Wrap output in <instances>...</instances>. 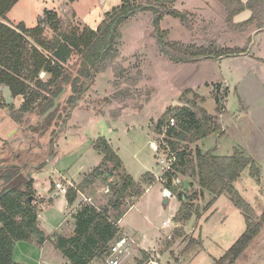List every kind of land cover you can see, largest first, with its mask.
Masks as SVG:
<instances>
[{"label":"rangeland","instance_id":"obj_1","mask_svg":"<svg viewBox=\"0 0 264 264\" xmlns=\"http://www.w3.org/2000/svg\"><path fill=\"white\" fill-rule=\"evenodd\" d=\"M81 1L85 3L84 1L88 0ZM147 1L137 0V3L147 7L154 6L165 14L159 23V30L164 36L166 45L179 44L183 47L195 45L207 49L214 47L217 50L247 48V52L252 49V56L264 59V31H262L264 30V0H259L260 4L256 11L246 8L236 15L234 19L245 11L252 12L248 21L238 24H235L234 19L233 21L230 19L231 9L221 0H173V3L165 4L149 0L152 5H147L149 2ZM241 1L247 7L251 0L247 3ZM114 7L116 6L112 8ZM78 9L80 16H83L88 8L79 5ZM171 10L185 13L188 21L183 22L173 18L167 13ZM46 11L57 13L61 32L82 31L86 26L93 27L95 30L100 22L97 20L99 16L91 18L92 20L88 19V23L84 20L85 18H77L76 12L66 0H21L8 17L10 23L15 24V28L19 22H23L28 29H32L39 25L40 19L47 21ZM104 12L106 11H103V14ZM156 18L157 15L154 12L143 8L138 9L128 19L120 30L121 40L117 46V57L107 63L104 71L94 76L74 111H72L73 105L67 103L71 88L66 87V95L60 100L56 109L64 113L61 117L70 112L65 128H63L65 123L63 124L62 118H59V112L53 118L51 125L46 126L44 121L49 116L44 118L45 114L41 115L38 111L22 113L20 108L24 99L18 97L8 105L0 88V161L3 160L4 165L18 164L21 162L20 159L17 160L18 154L23 159V165L26 164L24 167L34 166L38 169L37 166L45 162V167L35 171L37 183L34 185V197H37L36 190L45 197L49 194L51 197L49 189L60 177V173H66V176L77 181L85 172L102 165L103 154L94 148V143L99 138H104L121 159L123 170L132 175L136 182H141L148 173L156 179L153 186L148 187L147 184H143L145 193L141 198L129 197L126 201L123 210L133 206L139 200L125 217L123 227L127 232L136 230L142 234L145 246L140 244L142 250L140 247L134 250L124 264H138L140 260L144 261L143 264L151 261L156 264H215L244 234L245 218L228 196L223 195L210 204L213 196L204 192L201 197L197 182L180 174H176L172 181L174 196L169 198L168 204H165L164 190L167 188L166 183L158 181L163 173L158 163L159 158L167 157L169 148L166 145L168 151L164 153L163 139L166 137L164 134H155L154 130L160 118L167 115L166 119L170 121V114L177 112L176 106H173L174 102L184 105L186 101H193L207 113H217L214 116L219 117L221 127V130L216 133L217 136L207 137L195 144H190L189 149L193 155L197 148H200L203 153L214 151L218 156L230 154L231 144L235 143L226 136L218 138L222 129H225L222 123L225 112L219 113L217 109L221 107L223 110L226 103L223 95L226 86L223 82L226 78L233 82L234 79L245 77L247 73L249 75L251 73L249 65H253L255 61L250 59L251 62L248 64V59L246 61L242 60L243 58L228 59L223 66L221 60L228 57H219L216 60L205 59L204 62L173 61L164 53L158 40L154 27ZM252 20L250 25L243 28L236 27ZM52 22L50 20L43 25L45 35L50 40L59 36V33L51 29ZM259 31L260 33L253 40V35ZM78 59V53L74 51L68 66L76 65ZM76 69H78L77 65ZM50 78L51 76L46 73L40 75V79L45 83ZM135 78L138 80L133 84L132 79ZM128 89L131 91L130 98H126L123 92ZM228 94L231 92L228 91ZM231 99L230 114L237 115L239 107L236 106H239V103L235 98ZM169 110H171L170 113H168ZM19 116L22 118L17 119ZM234 122L233 120L231 128ZM13 127L17 130L11 135ZM45 130L46 133H44ZM241 130L242 127L235 126L231 133L237 134L240 140ZM41 133L44 134L41 135ZM52 134L56 136L54 141H52ZM22 140L24 142L21 144ZM52 142L59 153L58 162L52 158L54 156L51 154ZM153 142L161 147L157 156L151 147ZM50 156L52 161L48 162ZM112 166V164L107 165V167ZM257 168L260 171L261 167L257 166ZM55 170L58 172L56 173ZM113 176L108 184L117 181L118 174ZM236 190L251 204L257 217L264 214L262 171L257 178H254L250 175V169L245 170L238 181ZM109 191V187L100 180L84 194L85 198L91 197L92 201L87 202L81 199L80 205L82 207L104 206L111 196ZM181 193L184 194L183 200L191 205L194 211L198 210V214H193L189 221L178 223L174 217L181 206L178 197ZM35 202L36 198L33 204L38 208ZM115 214L116 212H113V215ZM71 221L67 222L70 226L73 222ZM165 221L171 223L169 229L163 228ZM69 232H65V235L71 237L73 233L71 230ZM59 236L62 235L55 234L54 239L51 238L50 243L43 250L35 240L22 242L25 244L18 247L15 261L27 264H65L66 259L62 252L55 247ZM143 252H146L148 256L146 260H143ZM41 256L44 260L42 263H40ZM98 264L108 263L106 260ZM235 264H264V227Z\"/></svg>","mask_w":264,"mask_h":264},{"label":"trees","instance_id":"obj_2","mask_svg":"<svg viewBox=\"0 0 264 264\" xmlns=\"http://www.w3.org/2000/svg\"><path fill=\"white\" fill-rule=\"evenodd\" d=\"M20 1L0 0V19L6 20L7 15ZM66 1L71 7L78 0ZM153 1L160 4L174 2L173 0ZM221 2H225L231 9L230 19L232 21L246 8L256 11L260 4L259 0H251L247 7L241 0H221ZM147 5H152V2L149 1ZM143 8L157 15L154 27L158 40L164 53L173 61L187 63L201 59L231 57L247 52V48L217 50L214 47L207 49L195 45L186 47L179 44L166 45L164 36L159 30V23L165 14L154 6L147 7L141 3L138 4L137 0H123L121 5L105 13L95 30L86 26L82 31L61 32V23L58 21L57 13L46 11L47 21H53L51 29L59 33V36L52 40L45 35L43 25L47 21L44 19H40L39 25L32 29H28L23 23L13 28L0 21V88L5 85L11 90L13 99L18 97L24 99L20 108L22 113L38 111L41 115L46 114L53 108L55 100L67 86H70L73 94L83 92V80L88 79L91 83L94 76L104 71L107 63L117 57L121 28L138 9ZM167 13L183 22L188 21L185 13L174 10L167 11ZM252 22L253 20L236 27L243 28ZM74 51L79 56L76 64L78 69L76 65L68 66ZM42 73L51 76L48 82L45 83L40 79ZM137 80V78L132 79L133 84ZM123 92L126 98L131 97L129 89ZM74 98L71 96L67 103L72 104ZM217 104H220L219 98ZM175 109L177 112L170 116L176 120V125L168 129L164 141L170 151L176 153L177 160L173 165V171L166 175V188L174 195L171 187L172 181L176 174H180L197 182L201 197L204 192L213 196L210 204L223 195L230 198L244 216L246 230L225 256L215 264H235L264 227V214L260 217L255 215L253 207L236 190L235 184L245 170L250 169V175L254 178L259 176L260 171L253 160L240 150H235L230 156H218L214 151L203 153L200 148H197L193 155L189 149L190 144L211 137L221 130L219 117L208 114L205 109L199 108L193 101H186L183 106L177 105ZM218 111L222 113L224 108L222 110L218 107ZM58 112L59 110H55L44 121V124L51 125ZM166 116L158 120L154 130L155 134L164 133V127L169 121ZM20 118L22 117H17V119ZM94 148L103 154L102 165L86 174L76 188H69L66 194L67 201L72 206L77 201L79 193L84 195L86 190H91L100 180H103L105 186L109 187L111 196L104 206L86 205L82 207L73 215L75 225L73 235L69 238L63 236L57 238L55 247L62 252L68 264L105 262L111 244L122 237L123 233L118 224L129 210V208L123 210L127 199L129 197L141 198L145 193L142 188L143 184L149 187L153 186L156 181L155 177L148 173L140 183L136 182L132 175L123 170L121 159L106 139L99 138L94 143ZM3 163V160L0 161V264H18L13 259L17 243L35 240L38 246L42 247L48 239L39 227L38 208L33 204L35 200L34 179L21 173L12 164L4 165ZM108 164L113 166L107 167ZM114 174H118L117 181L108 184ZM178 197L182 205L174 220L183 223L189 221L193 214H198V210L194 211L192 206L183 200L184 194L181 193ZM88 198L91 199V197ZM31 199L34 200L31 202ZM113 212L116 214L113 215ZM142 254L143 260H146L148 258L146 252ZM143 262L140 260L138 264H143Z\"/></svg>","mask_w":264,"mask_h":264},{"label":"crops","instance_id":"obj_3","mask_svg":"<svg viewBox=\"0 0 264 264\" xmlns=\"http://www.w3.org/2000/svg\"><path fill=\"white\" fill-rule=\"evenodd\" d=\"M82 2L83 1L78 0L71 6V8H73V10L76 12L77 18H80V19L85 18L84 20L87 23L89 22L88 19H91L93 17L96 18L98 16L99 17L97 20L98 21L100 20L101 22L103 19V15H105L107 11L111 10L113 6H118L121 4V0H88V1H84L85 3H82ZM79 5H83L84 7L88 8L86 10V14H84L83 16H80L78 12ZM100 8H103L104 10ZM103 11H106V12H104L103 14ZM8 16L9 14L7 15L6 20L0 19V21L15 28L14 27L15 24L10 23ZM20 23H23V22H19V24ZM238 58H243L242 60L244 61L248 59L249 60L248 64H250L251 60L255 61V63L253 64L254 67H252L253 65H249L251 66L250 67L251 70H249V72L251 73L249 75L247 73L245 77L234 79L232 80L233 82H231L230 79L224 78L225 80L223 83L226 86L225 88L226 90L223 91L224 92L223 95L225 96L226 103L224 107L225 114L222 117V123L225 129L224 130L222 129L221 135H218V138L221 139L222 137L226 136L228 137L229 140L235 143V144H231V147H230L231 153L228 155H224V156H230L233 154L235 150H240L248 158L253 160L257 164V166L261 167L260 172L262 171V173L264 174V59L257 58V56L255 55L252 56V49H251V51H249L246 54H239L236 56L223 58L221 60V65L223 66L228 61V59L232 60V59H238ZM204 60L205 59H201L196 62H199V61L204 62ZM228 91L229 93L231 92V94H228ZM231 98H235V100L239 103V106L238 105L236 106V107H239V112L237 113V115H234V113H232L233 115L230 114L231 112L230 111L231 109L230 100H232ZM210 115H217V113L210 114ZM233 120L235 122H234L233 128H231V124ZM235 126L237 128L242 127V130H241L242 134H239L240 140H238L237 134L231 133V131L235 128ZM16 130L17 129L13 127L11 130V135H13V133L16 132ZM215 135L217 136V134ZM52 158L58 162L60 160L59 153L56 152ZM91 171L92 170L85 172L82 176H80L79 180L77 181L70 178L69 176H66L65 175L66 173L64 174L60 173V177L56 180L55 183L53 182L51 188L49 187L50 193L52 194L51 197H50V194L47 197H45L41 194V192L36 190L37 197H35L36 198L35 203L38 204V209H39V212H38L39 227L41 228V230H43V232L45 233L48 239L45 242V244L40 248L41 250H43L45 246L48 243H50L51 238L54 239L53 236L55 234H61L63 237L69 238L70 236L65 235V232L70 233L69 231L71 230V233H74L75 225H74V220L72 217L82 207L80 205L82 203L81 199L85 200L84 195L79 193L75 204H73L72 206L69 205L66 195L56 189V184L62 183L65 187L76 188L79 184H81V182L84 179V176L86 174H89V172ZM55 172L57 173L58 171L55 170ZM30 173H32L31 177L34 179V185H35L37 183L35 172L33 173V169H32ZM237 184L238 182L235 184L236 185L235 187H237ZM173 196L174 195L172 194L171 197ZM137 202L133 206L129 207V210L127 211V213L125 214V216L122 218V220L119 222L118 225L122 233L125 232L130 235L134 234L133 236L135 240L139 243V245L141 244L145 246L144 241H143L144 236L142 234H140L136 230L130 231L132 233L127 232L123 227L125 217L135 207ZM69 220L73 221V222L71 221L72 222L71 226L67 224ZM165 223H167V226L163 225V228L169 229L171 227L170 226L171 223L169 221H165ZM24 244L22 242H19L15 246L14 255H13V259L15 263L27 264V263H22V262L20 263V262L15 261V254L17 252L18 247ZM140 248L142 250V247ZM40 259H41L40 263H42L44 261L43 257L41 256ZM65 262H66L65 264H68L67 260H65Z\"/></svg>","mask_w":264,"mask_h":264},{"label":"built area","instance_id":"obj_4","mask_svg":"<svg viewBox=\"0 0 264 264\" xmlns=\"http://www.w3.org/2000/svg\"><path fill=\"white\" fill-rule=\"evenodd\" d=\"M175 125H176V120L174 118H171L170 121L167 123L166 128L163 131L164 137H166V133L168 129L171 127H174ZM166 145L167 143H165L163 139V146H164L163 150H165L164 153H166V151H168V148H169V147L167 148ZM151 147L157 156L159 154V151L161 150L160 145H158L156 142H153L151 144ZM176 160H177L176 153H172L170 149L165 159L159 158L158 165L161 168L163 173L160 179H158V181H162V183L167 182L166 175L170 171H173V165L176 163ZM56 189L66 195L68 193L69 187H65L62 183H57ZM85 201L91 202L92 200L85 198ZM164 225L167 226L166 223ZM139 247L140 245L138 242H136L133 235L123 233L120 239H117L111 244V248L108 254V258H107V263L108 264H124L125 260L131 254V252L136 250ZM148 264H156V262L151 261Z\"/></svg>","mask_w":264,"mask_h":264},{"label":"water","instance_id":"obj_5","mask_svg":"<svg viewBox=\"0 0 264 264\" xmlns=\"http://www.w3.org/2000/svg\"><path fill=\"white\" fill-rule=\"evenodd\" d=\"M249 0H243L244 3H247ZM252 16V12L251 11H245L244 13L240 14L239 16H237L235 19H234V22L235 24H238V23H242V22H246L248 21ZM264 31V30H262ZM260 33L259 32H256L254 35H253V40L254 38L256 37V35H258ZM249 52V51H248ZM247 52V53H248ZM2 89V92L4 93L6 99H7V104L10 105L14 102V99L12 97V93H11V90L6 87L5 85H3L1 87ZM66 91H64L61 95H59V97L55 100V103H54V106L52 109H50L45 115H44V118H47L48 116H50L58 107L59 103H60V100L61 98L63 97V95L65 94ZM76 104H74V106L72 107V111L74 110V108L76 107ZM183 106L182 104L178 103V102H174L173 106ZM56 137V136H55ZM30 168V166H29ZM36 170L34 169L33 170V173L35 172ZM32 176V173H29L28 174V177H31ZM172 196V193L169 189H165L164 190V203L165 204H168L169 203V198ZM31 202L33 201V199L30 200Z\"/></svg>","mask_w":264,"mask_h":264},{"label":"flooded vegetation","instance_id":"obj_6","mask_svg":"<svg viewBox=\"0 0 264 264\" xmlns=\"http://www.w3.org/2000/svg\"><path fill=\"white\" fill-rule=\"evenodd\" d=\"M84 81V87H83V92H81V93H79V94H73L72 92L70 93V95L67 97V101L69 100V98L71 97V96H74L75 98H74V101H73V103L72 104H70V105H73L74 106V104L75 103H77L80 99H81V97L83 96V94L87 91V89H88V87H89V82H90V80H83ZM89 83V84H88ZM64 91H66V89L64 90ZM66 95V92H65V94L63 95V96H65ZM63 98V97H62ZM61 98V99H62ZM75 109V108H74ZM74 111V110H73ZM61 114H64V113H62V112H60L59 111V118H62V122H63V124H64V127L63 128H65V125H66V123H67V121L69 120V116H70V112L68 113V114H66V115H63L62 117H61ZM54 134H56V133H54ZM53 135V134H52ZM54 138H55V136L53 135V140L52 141H54ZM27 139V138H26ZM26 139H25V142H26ZM16 140V142H18L17 141V139H15ZM24 141L22 140V141H20V143L22 144ZM27 149H29V147L27 148ZM51 150H52V152H51V154L52 155H54L57 151L55 150V144H54V142H52L51 143ZM16 157H17V160H21V162L20 163H18V164H15V163H13L12 165L13 166H15V167H17L19 170H20V172L21 173H23L24 175H27L28 176V174L32 171V169L34 170H38V169H40V168H43V167H45L46 166V163L44 162V163H41L39 166H37L38 167V169L36 168V167H24V166H26V164L25 165H23L24 164V162H23V159H21L20 158V156L17 154L16 155ZM48 162H50V161H52V158H51V156H50V158L47 160Z\"/></svg>","mask_w":264,"mask_h":264}]
</instances>
